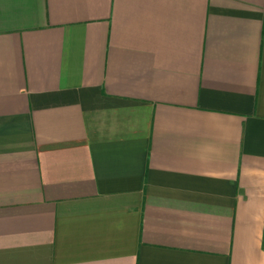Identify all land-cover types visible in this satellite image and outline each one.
I'll return each mask as SVG.
<instances>
[{
	"label": "crops",
	"instance_id": "0c3cea01",
	"mask_svg": "<svg viewBox=\"0 0 264 264\" xmlns=\"http://www.w3.org/2000/svg\"><path fill=\"white\" fill-rule=\"evenodd\" d=\"M0 264H264V0H0Z\"/></svg>",
	"mask_w": 264,
	"mask_h": 264
}]
</instances>
